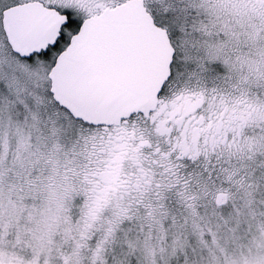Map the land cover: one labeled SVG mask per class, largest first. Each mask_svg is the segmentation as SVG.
Returning <instances> with one entry per match:
<instances>
[{"label":"snow or ice","instance_id":"snow-or-ice-1","mask_svg":"<svg viewBox=\"0 0 264 264\" xmlns=\"http://www.w3.org/2000/svg\"><path fill=\"white\" fill-rule=\"evenodd\" d=\"M0 264H264V0H0Z\"/></svg>","mask_w":264,"mask_h":264}]
</instances>
